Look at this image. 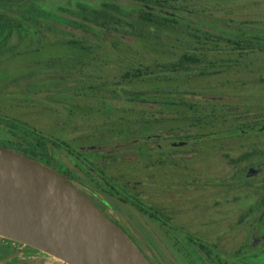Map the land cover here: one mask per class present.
I'll return each instance as SVG.
<instances>
[{
    "label": "flooded vegetation",
    "instance_id": "flooded-vegetation-1",
    "mask_svg": "<svg viewBox=\"0 0 264 264\" xmlns=\"http://www.w3.org/2000/svg\"><path fill=\"white\" fill-rule=\"evenodd\" d=\"M5 47L19 46L0 48ZM1 64L0 62V68ZM74 65V61H68V70L61 71L68 75L59 77L51 67H40L36 62V75L22 76L23 78L16 80L15 83L20 87L35 90L37 95H42L38 99L42 103L54 102L56 108L45 111L54 117L55 122L59 119L62 122L45 126L34 121L41 118L40 114L33 115V111H30L33 109H27V106L33 107L34 104L25 98L14 99L16 102L13 106L0 102V148L31 159L63 176L136 246L138 244V249L149 264H183L180 257L184 255L185 260L187 256L191 259L187 264H264V188L256 189L252 186V180L257 177H262L264 182V143H243L244 153L251 155L255 151L254 156L249 155L243 162V177L236 180L234 163L229 160L227 163L231 166L232 173L225 180L211 178L204 185L199 179L194 181L197 194L204 188L213 189L219 185L226 187L223 194L226 197L224 203L227 205L224 206L232 217L237 215V220L229 224L226 232H231L234 236L236 230H242L243 237L240 242L232 245L228 253H224L219 249L218 235L210 242L204 241L196 233L188 242L186 240L187 252H183L177 248L180 241L171 243L174 238L167 234L163 237L158 234L166 228L167 223H178L180 232H186V219L183 216L170 215V209H166V213H170L166 214L165 210L161 211L149 205L144 191L154 195L170 193L164 185L154 189L147 188L148 185L140 179L136 169L141 166L143 170L153 172L152 175L157 171L159 176L175 177L176 173L172 169L177 168L180 182L178 195L185 201L187 189L192 186H188L186 182L187 158L192 150L197 158L203 156V145L208 142L188 141L185 128H181L177 135L171 133L167 110L163 111L162 122H156V110L153 102L149 101L145 114L142 113L143 109L139 114L137 93L124 94L121 86H112V83L108 87L102 79L97 81V78L74 77L71 69ZM119 80L115 79V82ZM112 89L115 92H108ZM96 99L110 109L109 113H104L107 123L101 130H95L97 126L91 129L90 126L86 127L88 125L76 123V118L83 117L79 114L80 106L95 102ZM66 107L70 109L67 110ZM70 122L74 123L69 124ZM260 130L262 132L263 126L245 131L243 137L258 136ZM153 177L149 176L151 180ZM196 177L200 178V174L197 173ZM149 178L146 180L150 181ZM256 192L259 198L255 205H247L235 211L237 200L234 196L243 193L244 199L249 200L250 194ZM201 194L198 196L201 197ZM199 197L197 201L202 202ZM219 206L218 202L213 203L214 208ZM136 217L140 218L136 227L146 230L145 234L134 229ZM144 244H151L152 247L141 246ZM166 244L171 246L173 253H169L164 247ZM0 264L63 262L22 243L0 238Z\"/></svg>",
    "mask_w": 264,
    "mask_h": 264
},
{
    "label": "trees",
    "instance_id": "trees-1",
    "mask_svg": "<svg viewBox=\"0 0 264 264\" xmlns=\"http://www.w3.org/2000/svg\"><path fill=\"white\" fill-rule=\"evenodd\" d=\"M47 1L0 0V47L16 46L14 41L19 46L27 41L44 46L48 41L44 32H50L58 45L73 50V57L68 58L75 62L73 76L93 79L97 77L83 69L92 67L88 54L104 45L108 47L105 61L112 58L124 71L116 78H105L103 83L121 86L124 94L137 93L139 114L142 109L145 114L147 103L153 102L156 122H162L163 111L167 110L171 133L177 135L185 128L188 141L208 142L211 149L216 143L221 146L231 138H243L247 130L264 127L263 117L261 122L243 121L229 114L219 99L205 97L210 93L208 88L199 92L172 86L242 68L250 55L264 53V33L225 35L190 22L180 13L210 11L209 6L198 10L190 0H68L57 6ZM38 13L45 19L63 20L66 26L46 20L39 25ZM63 64L64 72L67 62ZM242 149L238 158L229 161L234 163L236 180L243 177L245 159L255 155V151L250 155L244 153V146Z\"/></svg>",
    "mask_w": 264,
    "mask_h": 264
},
{
    "label": "rangeland",
    "instance_id": "rangeland-1",
    "mask_svg": "<svg viewBox=\"0 0 264 264\" xmlns=\"http://www.w3.org/2000/svg\"><path fill=\"white\" fill-rule=\"evenodd\" d=\"M190 1L196 5L198 10L203 6H209L210 8V11L206 14H200L198 12L193 14L180 13V16H183L190 22L202 24L205 27L215 30V32H220L225 35L241 36L251 32L264 33V0ZM65 2L67 3L68 0L47 1V3L56 6ZM35 16L39 25L44 24L45 20L46 22L49 21L50 24H52V22H57L64 26H66L67 23L63 20L55 19V21L54 17L45 19L46 16L43 13H38ZM242 22L247 23L243 25ZM44 33L48 37V41L46 40L44 46L41 44H32L29 41L19 46L18 41H14V44L19 47L0 48V62L2 63L0 68V102L6 103L8 106L9 104L13 106V103L16 102L14 99L25 98L27 101H33L34 106H27V109H33L30 110L33 111V115L39 113L41 117L39 120L34 121L49 126L62 122L61 119L55 122L54 117L48 115L45 111L48 108H56L54 102L42 103L38 100L42 98V95H37V91L20 87L15 83L16 80L22 76L31 77L36 75V62L40 64V67H42V65L51 67L53 71L55 70L58 73L59 77H66L67 73H62L61 69L64 65L63 63L68 62L70 56L73 57L74 52L69 48H62L58 45L55 37L53 38L50 32ZM93 40L95 41V39ZM107 48L108 47L103 45L100 50H95L91 54H88L87 59L92 61V67L83 69L87 74L97 77V81H99L98 79L105 80V78H116L124 71V69L117 65L112 58L109 61H105L106 53L108 52ZM93 58L95 59L93 60ZM244 64L245 66L242 68H230L227 73L222 75L206 79H192L190 82L179 81L173 83L172 86H177L179 88L188 87L193 90L196 89L199 92L208 88L206 91L210 93L205 97L219 99V102L226 106L229 114L240 117L243 121H260L261 117L264 118V53L250 55ZM40 71L41 70H39V72ZM76 76H78L77 73ZM43 77L45 78L46 76L44 75ZM4 86L7 87L5 88ZM80 92L86 91L80 90ZM165 99H167V97H165ZM169 108L172 112L173 110H171V107ZM66 109L69 110L70 108L66 107ZM109 112V107L104 106L101 100L96 99L95 102L88 104L84 103L80 106L79 114L81 113L83 117L76 118V123L80 122L81 124L88 125L86 127L90 126L89 128L97 126L95 130H101L104 124L107 123L104 113ZM260 122L259 124H261ZM73 123L70 122L69 124ZM33 124H35V122ZM197 131L199 132V130ZM259 134L258 136H251V138H231L223 142L221 146L218 145V143L214 144V149H210L209 144H204L203 156L199 157L201 159L197 158L195 155H189L187 158L188 175L186 177V182L188 186H192L187 189L185 201L184 198L178 195L180 182L177 176V168L172 169V171L174 170L173 172L176 173L175 177L172 175L162 177L158 175L157 171H154L153 177V172L151 173L143 170L141 166L136 169V173L140 176V179L144 181V184L148 185H146L147 188L154 189L164 185L170 193L169 195H160L159 193L154 195L153 193H149V191H144L145 196L148 198V204L161 211L165 210V213L166 209H170L171 214L168 212L166 214L183 216L186 219V232H180L178 223H167L166 228L160 230L162 234L159 233V236L163 237L165 234L169 235L172 239L174 238V241H170L171 243L180 241L181 243L177 245V248L183 252H187L188 239L193 238L196 233L201 236L204 241L210 242L218 235V238H220L219 249L224 253H228L232 249V245H237L240 242L243 237L242 230H236L234 236L233 233L230 232L228 234L226 232L229 224L237 220V215L236 217H232L224 206L227 205L224 203L226 197L223 194L226 187L223 188L219 185L215 186L213 189H210V187L209 189L204 188L202 192H200L202 193L201 197H199L200 195L198 196V194L200 193H196L194 181L195 179H199L204 185L206 181L210 182L209 180L211 178L225 180L232 173V168L227 162L229 160H235L243 153L242 147L245 141H258L264 143V131ZM197 173L200 174V178L196 177ZM149 176L150 178L153 177V179L151 180ZM146 178H149L150 181L146 180ZM130 183L132 184L133 182ZM252 186L256 189L264 188L262 177L253 179ZM198 197L202 202L197 201ZM234 198L237 200L235 211H238L247 205H255L259 195L257 192L256 194L252 193L249 196V200H245L242 193L237 194ZM215 201L220 204L219 208L213 207ZM138 221H140V218L136 217L134 229L140 234H145L147 232L146 230L136 227L139 225ZM141 246L152 247L151 244H144ZM137 247H139L138 244ZM164 247L168 249L169 253H173L171 246L166 244ZM185 256L186 255L180 257L184 262L183 264L191 262L188 256L185 260Z\"/></svg>",
    "mask_w": 264,
    "mask_h": 264
},
{
    "label": "water",
    "instance_id": "water-1",
    "mask_svg": "<svg viewBox=\"0 0 264 264\" xmlns=\"http://www.w3.org/2000/svg\"><path fill=\"white\" fill-rule=\"evenodd\" d=\"M0 238L65 264H149L132 240L63 176L2 148Z\"/></svg>",
    "mask_w": 264,
    "mask_h": 264
},
{
    "label": "built area",
    "instance_id": "built-area-1",
    "mask_svg": "<svg viewBox=\"0 0 264 264\" xmlns=\"http://www.w3.org/2000/svg\"><path fill=\"white\" fill-rule=\"evenodd\" d=\"M64 264V263H63Z\"/></svg>",
    "mask_w": 264,
    "mask_h": 264
}]
</instances>
